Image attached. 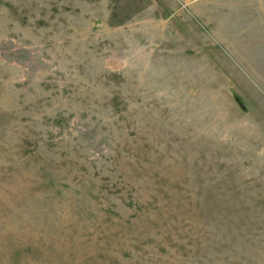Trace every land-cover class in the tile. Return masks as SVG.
Segmentation results:
<instances>
[{"label":"rangeland","instance_id":"1","mask_svg":"<svg viewBox=\"0 0 264 264\" xmlns=\"http://www.w3.org/2000/svg\"><path fill=\"white\" fill-rule=\"evenodd\" d=\"M173 0H0V264H264V66Z\"/></svg>","mask_w":264,"mask_h":264},{"label":"crops","instance_id":"2","mask_svg":"<svg viewBox=\"0 0 264 264\" xmlns=\"http://www.w3.org/2000/svg\"><path fill=\"white\" fill-rule=\"evenodd\" d=\"M176 14L187 13L199 35L233 52L248 66H264V0H173Z\"/></svg>","mask_w":264,"mask_h":264}]
</instances>
